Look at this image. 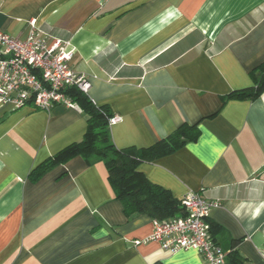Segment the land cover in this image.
<instances>
[{
  "label": "crops",
  "instance_id": "0c3cea01",
  "mask_svg": "<svg viewBox=\"0 0 264 264\" xmlns=\"http://www.w3.org/2000/svg\"><path fill=\"white\" fill-rule=\"evenodd\" d=\"M31 22L67 43L87 96L113 115L116 149L197 127L195 142L137 170L179 202L197 192L217 204L206 221L225 264H264V90L230 98L261 77L264 0H0L1 32L23 40ZM86 125L79 107L0 104V264H204L193 250L135 244L155 219L123 214L101 162L30 177Z\"/></svg>",
  "mask_w": 264,
  "mask_h": 264
},
{
  "label": "built area",
  "instance_id": "2783aa9c",
  "mask_svg": "<svg viewBox=\"0 0 264 264\" xmlns=\"http://www.w3.org/2000/svg\"><path fill=\"white\" fill-rule=\"evenodd\" d=\"M71 52L65 41L51 42L30 23L28 36L21 40L0 31V104L13 109L30 106L49 110L55 105L76 108L64 93L76 87L86 93L89 83L69 66ZM115 120L111 119V123ZM183 215L169 220H153L152 233L141 242H156L169 254L193 250L204 264H225V254L214 242L207 217L216 203L190 192L181 200Z\"/></svg>",
  "mask_w": 264,
  "mask_h": 264
},
{
  "label": "trees",
  "instance_id": "16d2710c",
  "mask_svg": "<svg viewBox=\"0 0 264 264\" xmlns=\"http://www.w3.org/2000/svg\"><path fill=\"white\" fill-rule=\"evenodd\" d=\"M264 90V66L256 86L241 90L230 98L241 100L256 98ZM63 93L87 116L86 131L81 141L73 143L59 151L53 157L36 167L30 174L38 179L55 164H64L79 157L87 165L103 163L106 169V182L113 198L122 205L127 217L147 215L156 220H166L182 216L180 202L169 191L150 183L138 170L143 162H151L178 151L199 137L196 126L183 124L170 136L158 141L149 148H128L118 150L110 140V121L113 115L108 106H96L76 87H67ZM231 264H236L231 259Z\"/></svg>",
  "mask_w": 264,
  "mask_h": 264
}]
</instances>
